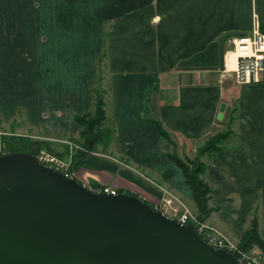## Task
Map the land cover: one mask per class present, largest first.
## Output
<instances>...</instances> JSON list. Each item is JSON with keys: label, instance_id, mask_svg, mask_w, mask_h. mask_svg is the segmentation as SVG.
I'll use <instances>...</instances> for the list:
<instances>
[{"label": "crops", "instance_id": "1", "mask_svg": "<svg viewBox=\"0 0 264 264\" xmlns=\"http://www.w3.org/2000/svg\"><path fill=\"white\" fill-rule=\"evenodd\" d=\"M255 25L264 32V0H0V131L60 136L43 139L65 150L71 176L91 188L152 206L165 188L187 203L182 172L146 117L188 154L224 130L234 107L230 137L200 157L216 208L205 221L240 243L255 216L264 238V77L238 86L221 72L230 37ZM99 72L115 141L106 154L73 158V115L92 110Z\"/></svg>", "mask_w": 264, "mask_h": 264}, {"label": "water", "instance_id": "2", "mask_svg": "<svg viewBox=\"0 0 264 264\" xmlns=\"http://www.w3.org/2000/svg\"><path fill=\"white\" fill-rule=\"evenodd\" d=\"M0 264L238 263L134 194L91 190L10 152L0 156Z\"/></svg>", "mask_w": 264, "mask_h": 264}, {"label": "trees", "instance_id": "3", "mask_svg": "<svg viewBox=\"0 0 264 264\" xmlns=\"http://www.w3.org/2000/svg\"><path fill=\"white\" fill-rule=\"evenodd\" d=\"M90 93L93 102L92 110L73 115V120L79 129L78 136L69 140L76 146L73 158H79L93 153L106 154L107 147L115 141L116 130L113 122L106 115L103 92L98 88H91ZM146 120L155 127L160 139L167 140L170 145L173 144L169 133L163 128L158 118L146 117ZM231 133L230 127H227L223 131H218L207 136L198 150V159H182L176 154L175 148L165 153L181 170L184 180L191 191V199L196 213L201 220H205L216 208L209 205L211 187L205 179L208 165L201 161L200 157L220 149L222 147L221 144L230 137ZM14 139L16 140L17 146L12 141ZM2 142L7 147L8 153L27 152L36 156L38 151L37 148L31 149L29 139L23 136L5 137ZM99 147L102 150L98 149ZM149 205L154 208L151 204ZM239 244L244 248L257 245L260 249L264 250V238L259 234L258 222L255 216H253L249 228L244 231Z\"/></svg>", "mask_w": 264, "mask_h": 264}, {"label": "built area", "instance_id": "4", "mask_svg": "<svg viewBox=\"0 0 264 264\" xmlns=\"http://www.w3.org/2000/svg\"><path fill=\"white\" fill-rule=\"evenodd\" d=\"M229 44L231 47L223 53L222 74L233 78L238 86L260 83L264 77V32L255 25L249 34L230 37ZM67 143L76 148L72 142L68 141ZM6 153L8 152L0 151V156ZM36 158L40 163L63 172L67 177H72L67 165L58 156L41 150ZM82 184L88 185L86 182ZM87 187L94 191L118 193L117 189L109 186ZM161 191L160 201L154 208L160 210L164 216L176 220L182 225H192L202 240L214 248L228 250L238 264H264L261 249L257 245H251L248 248L240 246L239 243L221 233L213 225L201 220L197 213L176 194L165 188H161Z\"/></svg>", "mask_w": 264, "mask_h": 264}, {"label": "rangeland", "instance_id": "5", "mask_svg": "<svg viewBox=\"0 0 264 264\" xmlns=\"http://www.w3.org/2000/svg\"><path fill=\"white\" fill-rule=\"evenodd\" d=\"M226 48L225 49H228V48H230L231 46H230V44L229 43H227L226 44V46H225ZM98 66H99V70L101 71V72H103V62L102 61H100V63L98 64ZM101 72H99L98 74H97V78H96V82L94 83V86H95V88H98L100 91H107V83L106 82H104L103 81V73H101ZM106 88V89H105ZM230 113L232 114L231 115V117L229 118V121H228V125L225 127V128H223L224 130L227 128V127H230V129H231V123L233 122V118L236 116V110L234 109V107L230 110ZM229 122H230V124H229ZM6 131V130H5ZM8 131V130H7ZM223 131V130H222ZM2 132V135L0 136V151L1 152H5V151H7L8 152V150H7V147L6 146H4L3 145V139H5V137H16L17 135H14V134H11V133H8V132H4V131H1ZM44 135H47V137L48 136H51V137H54V138H57V139H61V137L60 136H57V135H50V134H45L44 132H42V131H39V132H37V131H35V132H30L29 133V135H26V136H23V137H25V138H27V139H29V141H30V143H31V149H38V151H37V153H36V155L38 154V152L39 151H41V150H44V151H46V152H49V153H51V154H54V155H57L59 158H62L63 160H67V158H65V157H67L66 156V152H65V150L64 149H62V148H58L56 145H57V142H54V141H46V140H44L43 139V136ZM51 137H49V138H51ZM75 138V137H74ZM162 140V142H163V146L166 148V149H168V151H171L172 150V148H173V150H174V148H175V152H176V154L180 157V158H182V159H186V160H194L195 158L196 159H198V150H199V148L201 147V145H202V143L200 144V145H198L196 148H195V151L194 152H189L188 154L185 152V153H182L181 152V149L180 148H178L175 144H174V142H173V144H169V142L167 141V140H165V139H161ZM12 141H14L15 142V145L17 146V144H16V140L14 139V140H12ZM204 142V141H203ZM53 144H55V146H53ZM176 148H177V151H176ZM98 149H100V150H102L101 149V147H99ZM99 150V152H101ZM108 151L109 152H107V154L108 155H112V156H115V157H120L118 154H115L112 150H110V148L108 149ZM184 154H187L188 156H184ZM36 157V156H35ZM129 164H131V163H129ZM132 165V164H131ZM136 168V167H135ZM136 169H138V171L140 172V171H143V173H146V175H148V176H150L151 178H153L154 177V175L151 173V171H149V170H146V169H142V168H136ZM133 173H135V172H133ZM145 175V174H144ZM82 183V182H81ZM87 186H89V185H87ZM90 187V186H89ZM187 205H188V207L190 208V209H192L193 211H194V209L193 208H195V206H194V204H193V201H188L187 203H186Z\"/></svg>", "mask_w": 264, "mask_h": 264}]
</instances>
